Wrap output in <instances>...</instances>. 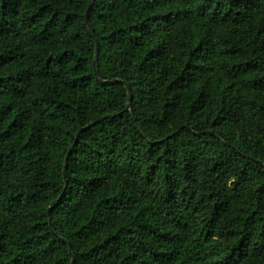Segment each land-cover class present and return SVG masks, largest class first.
Returning a JSON list of instances; mask_svg holds the SVG:
<instances>
[{"label":"trees","instance_id":"trees-1","mask_svg":"<svg viewBox=\"0 0 264 264\" xmlns=\"http://www.w3.org/2000/svg\"><path fill=\"white\" fill-rule=\"evenodd\" d=\"M0 264H264V0H0Z\"/></svg>","mask_w":264,"mask_h":264},{"label":"water","instance_id":"water-1","mask_svg":"<svg viewBox=\"0 0 264 264\" xmlns=\"http://www.w3.org/2000/svg\"><path fill=\"white\" fill-rule=\"evenodd\" d=\"M91 7H92V5L90 4L89 7H88V9H87V12H86V22H87V24H88V26H89V29H90L92 35L95 36V33H94V30H93V27H92L91 23L89 22V16H88V14H89V10H90ZM98 52H99V47H98V43H97V55H98ZM94 64H95V63H94ZM95 74L97 75V71H95ZM97 79H98L102 84H111L112 82H121V83H124V84H125V82L122 81V80H114V81H110V80H101L98 76H97ZM126 86H127V88H128V91L130 92V88H129V86H128L127 84H126ZM99 120H100V119H98V120H96V121H94V122H91L90 124L87 125V127H90V126L94 125V124H95L96 122H98ZM80 131H81V130L78 131V133H77V137H78ZM68 158H69V156H67V158H66V162H65V164H64L65 169H66V167H67ZM64 172H65V171H64ZM49 212H50V209H49Z\"/></svg>","mask_w":264,"mask_h":264}]
</instances>
